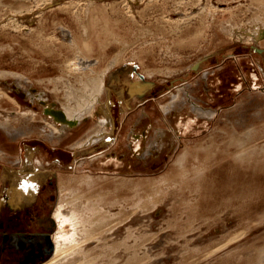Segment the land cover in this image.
I'll list each match as a JSON object with an SVG mask.
<instances>
[{
  "label": "rangeland",
  "instance_id": "obj_1",
  "mask_svg": "<svg viewBox=\"0 0 264 264\" xmlns=\"http://www.w3.org/2000/svg\"><path fill=\"white\" fill-rule=\"evenodd\" d=\"M102 86L50 133L39 95ZM27 143L51 183L0 180V264H264V0H0V177Z\"/></svg>",
  "mask_w": 264,
  "mask_h": 264
},
{
  "label": "crops",
  "instance_id": "obj_2",
  "mask_svg": "<svg viewBox=\"0 0 264 264\" xmlns=\"http://www.w3.org/2000/svg\"><path fill=\"white\" fill-rule=\"evenodd\" d=\"M153 87L154 86L152 85L148 88L141 89L139 95L133 97L132 103L134 104V102H137L140 98L145 97ZM118 103L122 105V102ZM40 146H34L30 143L25 144L21 147L23 165L21 167L11 168L8 171H2L0 180L3 182L7 199L10 203L18 204L17 206H19V209L14 211H21L33 206L34 203L37 204L41 194L44 192V186L51 183L50 181H46L49 178L50 173L43 171L44 167L41 161H38V164H34L31 160L32 154L37 149H41ZM53 161L61 164L67 163L60 157H55ZM24 202L26 203L23 204Z\"/></svg>",
  "mask_w": 264,
  "mask_h": 264
},
{
  "label": "bare ground",
  "instance_id": "obj_3",
  "mask_svg": "<svg viewBox=\"0 0 264 264\" xmlns=\"http://www.w3.org/2000/svg\"><path fill=\"white\" fill-rule=\"evenodd\" d=\"M116 60V59H115ZM118 61V60H117ZM83 63V62H82ZM112 65V64H111ZM106 70H107V68H105ZM108 70H109V68H108ZM93 71H95V70H93ZM81 72V71H80ZM3 74H6V73H3ZM104 74V73H103ZM14 76H18V77H20L21 79H23V77L21 76V75H17V74H13ZM82 77V76H81ZM95 77V76H94ZM90 78V77H89ZM88 78V79H89ZM96 78V77H95ZM102 78V77H101ZM80 79V78H79ZM87 80V79H86ZM91 80H93V78L91 77ZM99 81V80H98ZM90 82V81H89ZM94 82V81H93ZM82 83V81L80 82V84ZM86 83V82H85ZM84 83V84H85ZM98 82H96V83H94V84H97ZM103 83V82H102ZM102 83H99L98 85L100 86V84L102 85ZM83 84V85H84ZM88 84V83H87ZM98 85H96V86H98ZM104 85V84H103ZM85 86H87L86 84H85ZM84 86V87H85ZM95 86V85H94ZM104 86H102V87H96L97 88V90H93V89H95V88H91L93 91H95V92H93V93H88V94H91L90 95V100L92 101H90L89 100V98H88V100H86V101H88V102H86V101H84L83 99V101L85 102V103H83L82 101L80 102V103H78V101H77V103H74V104H76L74 107H68V104H67V106L65 107V108H61V109H57V108H55V106H54V104H50V103H46L45 102V100L42 98V96L41 95H39L38 96V98L37 99H39V101H40V103L42 104V106H43V112H44V114L46 115V117L47 118H45V119H49V121H46L47 122V124H45L48 128H49V130H50V133L53 135V136H62V135H64L65 134V131L66 130H69V129H73V128H75V127H77L78 125H80L81 124V122L86 118L85 116H84V114H83V112L84 111H86V112H88L89 110H90V108H93L94 106H96V104H98L99 102H98V99H99V96H100V93H101V91L100 90H102L103 91V89H101V88H103ZM88 88V87H87ZM86 88V89H87ZM90 88V87H89ZM105 88V87H104ZM85 89V88H84ZM99 89V90H98ZM69 90H71V89H69ZM68 90V91H69ZM76 90V89H75ZM74 90H71V92H73ZM91 91V90H90ZM70 92V91H69ZM84 92H85V90H84ZM92 92V91H91ZM75 93V92H74ZM77 93V92H76ZM75 93V95H77ZM86 93V92H85ZM5 94V93H4ZM103 94V93H102ZM72 95H74V94H72L71 93V96ZM74 95V96H75ZM6 96V95H5ZM30 99L32 100V101H34V96H32L31 94H30ZM71 96H70V99H71ZM74 96H72L73 98H74ZM85 96H88V95H85ZM84 96V97H85ZM8 97V96H7ZM67 99H68V96L66 97ZM72 98V99H73ZM36 99V98H35ZM77 99H79V97L77 98ZM76 99H74V101H75ZM81 100V99H80ZM14 101V100H13ZM94 101V102H93ZM73 102V101H72ZM32 104H33V102L31 103V106H32ZM69 105H72L71 103L69 104ZM198 106H196V114H201V115H204L203 114V112H199L198 111ZM203 109V108H202ZM30 112V111H29ZM23 113H25V112H23ZM22 114V113H21ZM90 114V113H89ZM88 114V115H89ZM110 114H111V112H110ZM25 115V114H24ZM28 115V114H27ZM91 115V114H90ZM213 115H214V113H213V111H210V112H208V113H205V115L204 116H207V117H209V118H211V117H213ZM88 117V116H87ZM110 118H112V119H114L115 117L113 116V115H111V117ZM6 119V118H5ZM9 120V119H8ZM101 123V122H100ZM11 123H8L7 122V124L5 123V125L7 126L6 127V131L7 132H10V135L12 136L11 138H15L16 136H17V134H18V136H20V135H22V133H20L19 131H17V132H14L13 130H14V128L15 127H13V125L11 126L10 125ZM103 125L105 126V124L103 123ZM11 127H13V130H12V128ZM21 127V126H20ZM134 128V127H133ZM16 129V128H15ZM100 129V128H99ZM106 128H104L103 127V129H100V130H97V134L96 135H88L87 134V136L85 137V138H82L81 140H78L76 143H75V147H81V146H88V144H90L91 142H97V141H99L100 139H101V137L103 136L102 134H103V131L105 130ZM22 132V131H21ZM133 132H134V129H133ZM133 138V137H132ZM60 139V138H59ZM132 147V146H131ZM89 148V147H88ZM86 149V148H85ZM84 149V150H85ZM83 151V150H82ZM114 156L115 157V153L114 154H111V156ZM117 158V157H116ZM58 216H60V213H59V215ZM56 251H60V249L59 250H57L56 249ZM56 255L58 256L59 254L58 253H56ZM56 256V257H57ZM55 257V256H54ZM51 261V260H50ZM50 261H48V263L47 264H49L50 263ZM52 261H54V258L52 259ZM51 261V262H52ZM58 263V262H57ZM51 264V263H50Z\"/></svg>",
  "mask_w": 264,
  "mask_h": 264
},
{
  "label": "water",
  "instance_id": "obj_4",
  "mask_svg": "<svg viewBox=\"0 0 264 264\" xmlns=\"http://www.w3.org/2000/svg\"><path fill=\"white\" fill-rule=\"evenodd\" d=\"M33 262H35V261H33ZM33 262H30V264H32Z\"/></svg>",
  "mask_w": 264,
  "mask_h": 264
}]
</instances>
